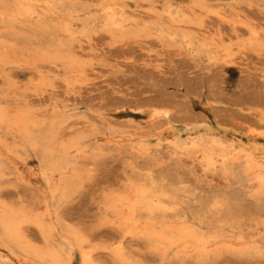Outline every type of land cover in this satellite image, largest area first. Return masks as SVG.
<instances>
[{"label": "rangeland", "instance_id": "374dc122", "mask_svg": "<svg viewBox=\"0 0 264 264\" xmlns=\"http://www.w3.org/2000/svg\"><path fill=\"white\" fill-rule=\"evenodd\" d=\"M152 1L158 9L169 6L185 13L179 17L183 22L169 23L168 13L159 16L146 2L125 0L132 16L129 23L170 24L172 34L163 41L142 34L119 38L102 26L83 34L75 26V34L69 36L51 12L40 26L15 22L6 28L0 15V45L52 50L63 41L92 71L80 79L46 62H37L36 67L8 65L0 71V99L11 92L7 100L15 108L27 107L38 117L53 111L64 114L56 133L63 141L76 137L82 141V153L74 158L72 152L73 166L68 169L79 173L78 186L57 212L95 264H264V170L257 178L246 160L252 155L264 164V51H239L233 32L234 28L239 40H245L252 28L264 38V0H206V4L198 0V5L194 0ZM154 110L168 115L157 122L150 116ZM6 132L0 129V136L14 153L2 156L7 175L1 179V199L25 209L32 218L49 221L57 205L40 175V161ZM212 139L219 140L221 148ZM191 140L200 146L193 147ZM205 157L214 159L213 164ZM139 186L149 193L147 199L165 204L158 217L193 225L213 241L209 249L174 247L162 254L146 239L123 234L114 205L119 200L126 203ZM145 215L144 210L138 212L143 224ZM22 232L32 245L43 246L34 223L24 224ZM222 241L226 246L221 247ZM65 249H70L67 244ZM73 253L72 264H81L80 251ZM0 255L12 264H48L18 247L10 249L1 237Z\"/></svg>", "mask_w": 264, "mask_h": 264}, {"label": "bare ground", "instance_id": "6f19581e", "mask_svg": "<svg viewBox=\"0 0 264 264\" xmlns=\"http://www.w3.org/2000/svg\"><path fill=\"white\" fill-rule=\"evenodd\" d=\"M134 1L137 5L146 2L147 8L154 11L157 14L160 13L158 14L159 16L163 12L168 13L169 23L170 21L171 22L174 21L175 23L183 22V20H179L180 16H185V13L182 11L181 12L175 11L171 9L169 6H167L164 9H162L163 7L162 6L160 9H158L156 3L152 0H134ZM194 1L198 5V0H194ZM1 2L2 4L0 7V15H1L2 21H5L7 23L6 28L11 27V24L15 22L16 23L18 22L20 24L25 23V25H28L30 27L40 26L39 25L40 23L41 24L44 23V18H45L44 16L47 15L48 12H51L50 14H52V16L54 17L53 19L55 20V23L57 24L59 29L65 33H68L69 36H72L75 34V29H73L75 28V26L77 27L78 30H80V31L77 30V32L82 33V34L89 32L91 30V27L93 26H98V27L102 26V29H104L106 32L110 34L115 35L114 33H118L119 38H123L125 36L133 37L135 36V34L136 36H139L142 34V35H146L147 37L153 36L163 41L164 39H166L167 36L172 34V27L169 26L170 24L163 22V21L156 20L155 22L151 21V23H145V24L138 23L137 21H134L133 23H129L130 18H132V16L128 15L126 11L127 4L125 0H0V3ZM199 2H201L202 4H206V0H199ZM91 7L99 8L100 11H96L93 13V11L91 10ZM207 7L208 6H205V8ZM38 10H42L43 13L42 14L38 13ZM208 12H211V11L208 10ZM35 16L38 17V21L36 22L33 21ZM217 16L220 19L223 17L219 14H217ZM200 20L201 19H199V21ZM176 27L178 28V26ZM248 30H249L248 33L250 34V36L245 40H239V35L237 34V31L233 28V32L235 35L234 38L237 41L238 50L239 51L240 50H250L252 52L260 54L262 51H264V38L259 33V31L252 29V28H248ZM82 46L84 47V45ZM228 61L229 60L227 59V63L231 64V62H228ZM37 62H46L52 65H55L56 67H59L60 69H64L62 70L63 72L67 74H73L76 78H80V79H87L89 77V74L92 72L90 68L91 65L87 64V62H85L83 58H81L78 54H76L73 50H71L70 47L66 46L63 41H60L57 47H55V49H52V50L17 48V46L13 47L6 43L5 44L2 43V45H0V71L1 72L4 71V68L8 65H14L19 68L22 66L36 67ZM180 63L182 64L181 61ZM5 84L8 86V89L11 91V88H13L11 86L12 84L10 85L9 82ZM10 95H11V92H7V94H5L6 98L4 97L0 99V129H5L7 132H10V135L15 137L14 139H20L22 142V147H24L23 149L31 152L35 156V158L40 161L39 167H42L40 169V175L47 184V187L50 193V199L55 200L57 207L55 210H52L53 211L52 213L50 212V220L46 221V219L44 218H38V217L32 218L31 215H29L28 212L25 209H22L21 207L16 208V207H12L11 205H8L5 201L1 199V196H0V237L2 241L8 247H10V249H14L18 247L19 249H22L25 253H27L30 257H32L33 259H37L39 261L46 262L48 264H72V258H73L72 256L74 254L73 252L77 250L80 251L81 253V264H95L94 262L95 260H93L92 255L89 252L85 251L84 249L85 247L83 248L81 244L82 241H80V238L78 237V235L73 232L74 230L73 231L69 230L67 225L65 226L61 222L58 216V212H57V209L61 205L71 200L72 195L78 186V181L80 179V176L77 170L74 169L76 167L74 168L72 167L74 169L72 172H68L69 171L68 169L71 164L73 166V163L71 162L72 152L74 154V158L77 155H80L82 153V144H81L82 141L80 140L79 137L71 138L68 141H63V137H60L59 133H56L58 126L60 124L62 125V123L64 122V119H65L64 114H58L53 111L50 114L48 112L43 113L40 117H38L35 114H33V112L29 110L27 107H24V108L13 107L7 100L9 99ZM167 115H168V112L165 110H154L150 116H151V119H156L161 116L166 117ZM156 120L157 122L160 121V120L158 121V119ZM157 122L155 121V124ZM162 124L160 123V125ZM45 125H48L49 128L45 132H42L41 128L45 127ZM175 127L173 126V128ZM178 128L176 129L178 130ZM128 138L133 139L130 135ZM198 138H200V136ZM67 139L68 138H66V140ZM174 140H173V144L175 143ZM180 142H181V139H180ZM197 142L191 140L192 146L199 147L200 144ZM206 142H208V140ZM211 142L214 144L215 147L217 148L220 147L219 140L212 139ZM182 146L184 147L185 145H182ZM188 147H191V146H188ZM84 149L86 150V148ZM10 152L14 153V150L8 147L4 138L0 136V188L3 183L2 182L3 180L1 181V179L4 176V171H5L4 170L5 160L4 161L2 160V156H3V153L10 154ZM183 153H185V151ZM247 157H248L246 158L247 163L248 164L250 163L248 165V169L252 172V174H255V175L257 174L256 175L257 178H261L260 176L263 173L264 164L258 163L256 158L252 155H247ZM213 160L214 159L212 158L205 157V161H207L209 165L213 164L212 163ZM187 161L189 160L187 159ZM35 165L36 164L34 162L33 166ZM77 165L78 164H76L75 166ZM205 174H206V171H205ZM145 182H148V181H145ZM141 186L137 187L134 190V196L130 197V199H128L126 203H122V201L119 200L116 202V205H114L116 209V215L118 218L117 219L118 229L120 231L122 230L121 232L123 234L130 233L128 235H133L135 237L137 236L139 238L142 237L146 239L149 243H151V245L152 244L155 245L161 251L162 254H165L168 249L170 248L172 249L174 247H177L178 249L180 247H183L184 249L192 248L195 250L197 248H200V250L204 248L202 251L207 250V247L209 249V246H210L209 244H213L211 243L212 240L211 241L208 240V238L205 237L202 233H200L193 225L189 223H171L170 221L166 220L162 216L158 217L156 213L164 210L165 204L161 202L154 203L153 199H147V194L149 193H147V191L144 190V188H141ZM164 187L166 188L168 186H164ZM204 198H207V196H205ZM203 200H207V199H203ZM204 204L202 205V207H204ZM143 210L147 212V215H145L146 223L144 224L140 222V220H138V212L143 211ZM224 216H227V215L225 214ZM226 220L227 219H225V221ZM186 221L188 220L186 219ZM26 223H34V225H36V227L39 229V232L43 240L42 247H36L32 245L26 239L25 235L22 232V226ZM223 223H226V222H223ZM228 224H229V221H228ZM58 239H60L62 242H59ZM227 242H228V239H227ZM66 244L70 248L68 252L65 249ZM219 245L220 244H218V246ZM223 246H226V243H223L222 241L221 247ZM248 253H250V251ZM175 254H177V252ZM5 257L6 256L0 255V264H12L9 260H6ZM117 257H120V255H117Z\"/></svg>", "mask_w": 264, "mask_h": 264}]
</instances>
